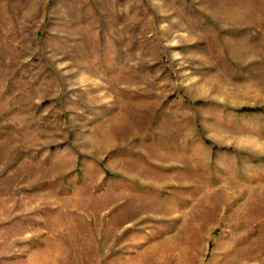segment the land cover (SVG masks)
<instances>
[{
	"label": "rangeland",
	"instance_id": "1",
	"mask_svg": "<svg viewBox=\"0 0 264 264\" xmlns=\"http://www.w3.org/2000/svg\"><path fill=\"white\" fill-rule=\"evenodd\" d=\"M0 264H264V0H0Z\"/></svg>",
	"mask_w": 264,
	"mask_h": 264
}]
</instances>
